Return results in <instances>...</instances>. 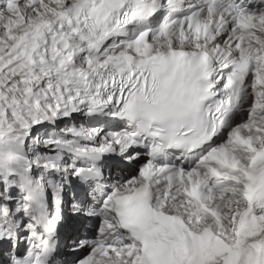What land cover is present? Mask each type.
<instances>
[{
	"label": "snow or ice",
	"instance_id": "obj_1",
	"mask_svg": "<svg viewBox=\"0 0 264 264\" xmlns=\"http://www.w3.org/2000/svg\"><path fill=\"white\" fill-rule=\"evenodd\" d=\"M0 264H264V0H0Z\"/></svg>",
	"mask_w": 264,
	"mask_h": 264
}]
</instances>
